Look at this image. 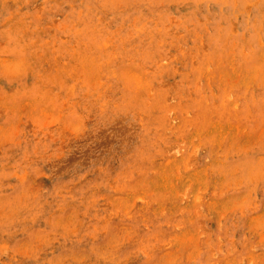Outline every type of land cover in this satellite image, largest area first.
Masks as SVG:
<instances>
[{"label":"rangeland","instance_id":"1","mask_svg":"<svg viewBox=\"0 0 264 264\" xmlns=\"http://www.w3.org/2000/svg\"><path fill=\"white\" fill-rule=\"evenodd\" d=\"M0 264H264V0H0Z\"/></svg>","mask_w":264,"mask_h":264}]
</instances>
